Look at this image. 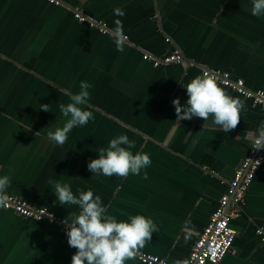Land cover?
Here are the masks:
<instances>
[{
    "label": "crops",
    "instance_id": "0c3cea01",
    "mask_svg": "<svg viewBox=\"0 0 264 264\" xmlns=\"http://www.w3.org/2000/svg\"><path fill=\"white\" fill-rule=\"evenodd\" d=\"M58 1L0 0V177L10 178L8 194L63 220L78 208L54 204L50 181L68 183L76 195L90 188L118 220L139 214L158 225L141 252L167 264L187 260L246 156L263 111L221 85L246 102L237 128L224 133L211 117L205 125L198 117L177 124L173 100L186 103L184 86L204 68L264 92V16L251 14L252 0ZM116 7L126 15L115 16ZM74 9L103 20L110 31L120 19L128 37L124 51L110 35L75 20ZM175 51L182 63L154 67L143 60L144 53ZM81 81L92 85L81 107L95 119L56 145L47 134L68 119L58 105L70 102ZM42 104L51 112L40 110ZM119 135L135 141L133 154L148 153L151 166L125 178L93 177L88 163ZM231 226L233 247L218 264H264L257 234L264 231V162ZM76 251L59 221L35 222L0 208V264H71Z\"/></svg>",
    "mask_w": 264,
    "mask_h": 264
},
{
    "label": "clouds",
    "instance_id": "9594fccd",
    "mask_svg": "<svg viewBox=\"0 0 264 264\" xmlns=\"http://www.w3.org/2000/svg\"><path fill=\"white\" fill-rule=\"evenodd\" d=\"M113 13L117 17L126 15L120 7L114 8ZM251 14L256 17L264 16V0H252ZM114 23L115 28L110 36L117 51L123 52L128 38L124 34L122 21L116 19ZM91 87L87 81H81L80 91L69 94L70 102L58 105L62 115L68 119L62 128L58 127L47 134L56 145L63 146L74 128L85 126L95 119L92 111L81 107L87 104ZM184 88L188 95L186 103L182 105L179 98L173 100L177 124L198 117L205 121V125L211 117L212 125L224 133L237 128L242 111H246V102L229 95L214 74L205 72L198 75ZM40 110L51 112L49 104H42ZM134 147L135 141L130 140L127 135H119L111 139L106 148L98 149L99 158L92 159L87 168L94 174L93 177L125 178L130 174L140 175L142 169L151 166L152 160L145 152L133 154L130 149ZM250 147L254 151L264 149V122L250 139ZM144 178L147 179V172L144 173ZM50 183L54 184L53 192L58 197L54 204L78 208V211H70L62 220L66 227L68 245L77 250L71 257V264H127L128 261L137 259L141 250L152 241L153 234L159 232L154 220L145 215H131L127 220H118L116 216L109 214L102 197L90 188L87 191L77 189L76 195L68 183ZM10 184L8 176L0 177V208L8 207L10 196L7 190ZM49 219L55 218L50 214ZM190 235V232L187 233L185 239ZM175 264H189V261H176Z\"/></svg>",
    "mask_w": 264,
    "mask_h": 264
},
{
    "label": "built area",
    "instance_id": "2783aa9c",
    "mask_svg": "<svg viewBox=\"0 0 264 264\" xmlns=\"http://www.w3.org/2000/svg\"><path fill=\"white\" fill-rule=\"evenodd\" d=\"M51 4L60 5L58 0H46ZM73 17L80 23L87 24L90 28L95 29L103 35H110L107 24L103 20H95L85 15L82 10H72ZM128 38V37H127ZM169 41V39H167ZM128 42V39H127ZM143 60L150 61L154 67L169 64H179L184 61L183 55L179 51L164 56H155L151 53H144ZM208 72L214 74L218 78L220 85L230 88L238 94L252 99L258 104L263 111L262 122H264V92L248 89L242 79L234 80L227 72L211 71L203 69L202 74ZM261 126V125H260ZM264 162V149L254 151L250 146L246 156L237 166L234 175L227 184L225 193L220 198L216 210L211 214L207 226L198 236L192 250L187 258L189 264H218L227 253L232 249L236 231L232 228L231 222L235 220L243 208L246 193L249 186L253 182L256 173ZM10 200L6 210H10L20 217L42 222L44 220L59 221L62 224V229L66 231L62 220L57 219L55 213L46 207L37 208L33 204L16 195L9 194ZM54 216V220L49 219V215ZM260 242L264 244V231L257 230ZM142 264H167L166 260L157 256L148 255L141 252L137 258Z\"/></svg>",
    "mask_w": 264,
    "mask_h": 264
},
{
    "label": "bare ground",
    "instance_id": "6f19581e",
    "mask_svg": "<svg viewBox=\"0 0 264 264\" xmlns=\"http://www.w3.org/2000/svg\"><path fill=\"white\" fill-rule=\"evenodd\" d=\"M107 24V23H106ZM167 41V40H166ZM244 80V79H243ZM228 89V88H227ZM220 182V181H219ZM54 212V211H53Z\"/></svg>",
    "mask_w": 264,
    "mask_h": 264
}]
</instances>
